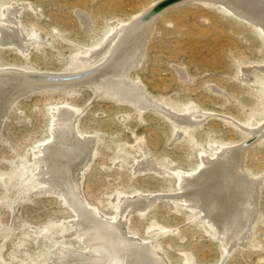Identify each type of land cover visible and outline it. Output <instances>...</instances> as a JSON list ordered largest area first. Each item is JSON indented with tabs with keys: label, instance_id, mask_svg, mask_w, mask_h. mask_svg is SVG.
I'll use <instances>...</instances> for the list:
<instances>
[{
	"label": "rangeland",
	"instance_id": "obj_1",
	"mask_svg": "<svg viewBox=\"0 0 264 264\" xmlns=\"http://www.w3.org/2000/svg\"><path fill=\"white\" fill-rule=\"evenodd\" d=\"M156 1L160 0H0V7L22 4L18 18L24 31L36 30L50 38L27 55L0 46V64L48 73L71 71L77 45L88 48L111 29V23ZM184 1L162 12L132 76L163 104L178 110L196 105L201 124L177 137L173 123L160 110L138 111L131 102L97 95L93 85L43 88L15 102L0 128V264H54L51 252L57 246L82 248L69 222L75 217L59 196L27 195L25 171L10 173L14 164L25 166L33 160L32 144L47 133V108L64 100L82 108L79 126L96 141L81 179V192L89 202L114 215L113 205L122 194L161 193L164 197L148 213L129 214L127 225L137 236L155 240L171 264H182L187 257L198 264H264V181L257 201L260 216L247 238L223 257L221 242L210 230L165 197L173 179L154 171L135 172L136 162L143 158L139 142L146 144L151 158L180 170L198 165L202 147L244 142L245 169L264 175V133L249 135L243 125L264 122V85L257 86L264 74L258 71L252 81L242 78L244 68L264 66V38L255 25L216 3ZM79 11L87 14L91 27L80 22Z\"/></svg>",
	"mask_w": 264,
	"mask_h": 264
},
{
	"label": "bare ground",
	"instance_id": "obj_2",
	"mask_svg": "<svg viewBox=\"0 0 264 264\" xmlns=\"http://www.w3.org/2000/svg\"><path fill=\"white\" fill-rule=\"evenodd\" d=\"M201 1L216 3L250 22L264 38V0ZM158 2L128 19L111 23V29L88 48L77 45V51L72 55L73 69L66 71L68 74L65 71L48 73L29 66L0 64V128L10 107L26 95L43 88H72L79 85H93L97 95L106 93L122 102H131L138 111L160 110L173 123L177 137L187 133L185 129L200 125L201 121L197 119L200 111L196 105L178 110L174 105L163 104L140 79L132 76V71L138 69L143 60L155 23L165 10L151 14ZM15 3L0 7V46L13 47L22 55H27L32 47L48 44L46 41L50 38L46 40L47 35L36 30L24 31L18 18L22 4ZM78 16L85 28L91 27L85 12L79 11ZM258 71L264 74V66L244 68L242 78L252 81ZM262 85L264 79L257 84ZM82 111V108L65 100L49 106L47 133L32 144L33 160L30 159L25 166L23 163L14 164L10 170L11 174L25 171L30 184L27 195L54 193L75 217L69 222L75 228V238L82 243V248L67 244L57 246L51 252L54 264H68L70 261L82 264H171V259L162 254L155 240L137 236L127 225L129 214L138 212L143 216L148 213L158 198L164 197L161 193H121L113 205L117 207L114 215L93 205L82 194V175L93 159L96 148L94 136L85 135L87 132L79 126ZM243 125L249 135L264 133V122L257 123L255 127L252 123ZM138 144L143 158L136 162L135 172L154 171L173 179V185L165 197L176 208L188 209L193 214L190 217L197 218L210 230V234L221 242L223 257L233 246L247 238L252 224L260 216L257 201L264 175L245 169L244 142L216 144L212 145L213 149L202 147L198 150V165L181 170L151 158L146 144ZM182 264L198 263L187 257Z\"/></svg>",
	"mask_w": 264,
	"mask_h": 264
},
{
	"label": "water",
	"instance_id": "obj_3",
	"mask_svg": "<svg viewBox=\"0 0 264 264\" xmlns=\"http://www.w3.org/2000/svg\"><path fill=\"white\" fill-rule=\"evenodd\" d=\"M182 0H160L157 4V6L154 8V10L151 12V14H158V12H162L165 8L172 6L173 4H176L177 2H180ZM253 140H250L248 143L252 142ZM247 143V145H248Z\"/></svg>",
	"mask_w": 264,
	"mask_h": 264
}]
</instances>
